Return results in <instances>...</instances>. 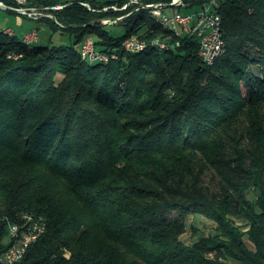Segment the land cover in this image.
<instances>
[{
	"label": "trees",
	"instance_id": "16d2710c",
	"mask_svg": "<svg viewBox=\"0 0 264 264\" xmlns=\"http://www.w3.org/2000/svg\"><path fill=\"white\" fill-rule=\"evenodd\" d=\"M0 1L65 5L38 21L75 36L47 46L0 30V254L8 221L30 212L43 235L15 264H264V0H218L226 50L211 66L196 37L127 52L125 38L168 30L141 10L115 36L98 19L124 12L82 4L128 0ZM91 34L120 58L83 60ZM192 215L216 232L187 243Z\"/></svg>",
	"mask_w": 264,
	"mask_h": 264
},
{
	"label": "built area",
	"instance_id": "2783aa9c",
	"mask_svg": "<svg viewBox=\"0 0 264 264\" xmlns=\"http://www.w3.org/2000/svg\"><path fill=\"white\" fill-rule=\"evenodd\" d=\"M83 5L88 6L94 11H117L124 12L118 16H106L98 19V22L108 26L117 25L128 16L141 10H146L148 13L154 14L160 19L161 25L168 30L167 36L162 38H155L149 41L147 38L140 34H133L129 39H124L122 42V48L131 53H139L140 46H150L151 43L170 44V49L176 46H180L182 38L185 36L196 37L200 42L199 54L203 61L207 64L209 56L214 53L224 54L226 50V44L222 34V16L219 14L215 7L219 6L218 0H212L210 4H206L199 10L184 13L180 8L186 6L184 0H173L170 3L158 2V3H145L143 0H128L124 4H111L104 6L103 9L92 8L87 2H82ZM1 8H8V6L0 1ZM58 9L65 7V5L55 6ZM172 7H177L179 10L170 12ZM20 11L31 18L37 19L39 17H52L50 14H46L43 10L36 8H13ZM37 32V31H36ZM80 52L83 60L89 63H96V59H108V63L112 60L120 58L119 49L116 47H107L105 49L100 48L95 38L91 35L85 37L80 44ZM12 57V54L9 56ZM29 217V225H19L17 222L8 221V237L9 247L5 252L0 254V264H15L19 262L28 251L29 247L36 241H32V233L40 232V223L38 216H32V213L25 212ZM2 222L8 218L0 214ZM43 234L40 232V237Z\"/></svg>",
	"mask_w": 264,
	"mask_h": 264
},
{
	"label": "rangeland",
	"instance_id": "374dc122",
	"mask_svg": "<svg viewBox=\"0 0 264 264\" xmlns=\"http://www.w3.org/2000/svg\"><path fill=\"white\" fill-rule=\"evenodd\" d=\"M20 1H21V3L19 2L20 4H28L29 5V3L26 0H20ZM7 6H8V8H6V9L0 7V30H6V32H8L11 35H15V33H16L17 35H19V37L24 38V40L30 41L31 44L36 43V44H42V45H47V46L72 45V44H74L75 36L72 35V33H70L69 31L62 30V29H55L51 25H49L48 23H43V22L38 21L43 17H39L37 19H34V18H31L30 16L27 15L29 17L28 18L26 16H23L26 14H24L20 11L16 10V12L19 13L18 14L16 12L10 10L9 7H13V6H9V5H7ZM13 8H19V7H13ZM25 8L39 9L37 7H30V6L25 7ZM46 8H48V7H46ZM43 9H45V8H43ZM43 9H39V10H43ZM177 10H179V8L172 7L170 12L171 11L175 12ZM180 10L184 13H191V12L199 10V8H193V9H186V8L181 9L180 8ZM47 11H50V10L45 9L44 12L46 14L52 15L53 19L56 20L54 15L52 13H48ZM46 18H52V17H46ZM107 29H108V31H110L111 34H113L115 36H121V35L125 34L126 30H127L126 26L119 25V24L108 25ZM26 34H28V35L25 36ZM91 36L95 38L96 43L98 40H100L96 34H91ZM166 36H167V33L164 35H159L156 38H159V37L164 38ZM153 39H155V38H153ZM148 40L152 41L150 39H148ZM10 55L11 54H9V56ZM20 56H21L20 54H12V57H10V58L18 59ZM59 78H61V76ZM235 221H236L237 225L243 227L244 231H246L248 229V222L245 219L236 218ZM187 226H188L187 231L183 235V239L187 243H193L196 239L200 238L201 236L211 235V234H214L216 232L215 224L211 220H209L203 216H200V215L190 216L189 219L187 220ZM194 226H196V228L199 230V233H197L196 235L194 233ZM9 242H10L9 237H6L5 243L9 244ZM248 243L251 244L249 241H248ZM230 264H240V263L233 260V259H230Z\"/></svg>",
	"mask_w": 264,
	"mask_h": 264
},
{
	"label": "bare ground",
	"instance_id": "6f19581e",
	"mask_svg": "<svg viewBox=\"0 0 264 264\" xmlns=\"http://www.w3.org/2000/svg\"><path fill=\"white\" fill-rule=\"evenodd\" d=\"M137 12H139V11H137ZM157 22H159L160 24H161V22H160V19L159 18H157L154 14H152V13H149ZM95 24V23H94ZM97 24V23H96ZM130 38V36L129 37H127V38H125V39H129ZM28 43H31L30 41H28V40H26ZM151 44H153L154 46H156L158 49H160V50H167V49H170V44H163V46H161L160 45V43H151ZM149 46H140L139 47V52H141V51H144L146 48H148ZM221 56V53H214V54H212V55H210L209 56V61H208V63H207V65H209V66H211V65H213L216 61H217V59L219 58ZM96 63H104V64H108V59H96ZM32 216H35L34 214H32ZM2 219H0V221H1ZM13 222V221H12ZM40 222V221H39ZM17 224H19V225H29V217H28V214H25V213H23L22 215H21V219H20V221L19 222H17ZM44 230V226L42 225V224H40V232H42ZM40 232H33L32 233V241H35L37 238H38V236H39V234H40Z\"/></svg>",
	"mask_w": 264,
	"mask_h": 264
},
{
	"label": "water",
	"instance_id": "95a60500",
	"mask_svg": "<svg viewBox=\"0 0 264 264\" xmlns=\"http://www.w3.org/2000/svg\"><path fill=\"white\" fill-rule=\"evenodd\" d=\"M46 10H57L58 8L57 7H48V8H45Z\"/></svg>",
	"mask_w": 264,
	"mask_h": 264
},
{
	"label": "crops",
	"instance_id": "0c3cea01",
	"mask_svg": "<svg viewBox=\"0 0 264 264\" xmlns=\"http://www.w3.org/2000/svg\"><path fill=\"white\" fill-rule=\"evenodd\" d=\"M18 2H20L21 3V1L20 0H17ZM27 1V0H26ZM63 2H65V1H68V0H62ZM23 3V2H22ZM10 29V28H9ZM29 34V33H28ZM28 34H26L25 36H27Z\"/></svg>",
	"mask_w": 264,
	"mask_h": 264
}]
</instances>
